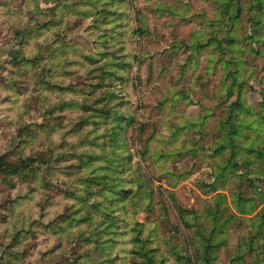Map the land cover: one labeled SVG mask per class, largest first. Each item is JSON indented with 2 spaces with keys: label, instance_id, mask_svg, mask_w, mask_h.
<instances>
[{
  "label": "rangeland",
  "instance_id": "374dc122",
  "mask_svg": "<svg viewBox=\"0 0 264 264\" xmlns=\"http://www.w3.org/2000/svg\"><path fill=\"white\" fill-rule=\"evenodd\" d=\"M0 163V264H264V0H0Z\"/></svg>",
  "mask_w": 264,
  "mask_h": 264
},
{
  "label": "trees",
  "instance_id": "16d2710c",
  "mask_svg": "<svg viewBox=\"0 0 264 264\" xmlns=\"http://www.w3.org/2000/svg\"><path fill=\"white\" fill-rule=\"evenodd\" d=\"M217 4H219V0H214ZM2 165V163H0V166ZM6 167H10V168H12V169H14V170H16L17 169V165H10V166H6Z\"/></svg>",
  "mask_w": 264,
  "mask_h": 264
}]
</instances>
